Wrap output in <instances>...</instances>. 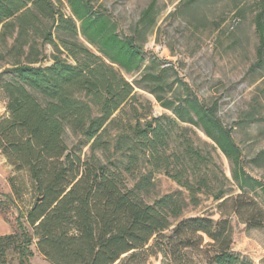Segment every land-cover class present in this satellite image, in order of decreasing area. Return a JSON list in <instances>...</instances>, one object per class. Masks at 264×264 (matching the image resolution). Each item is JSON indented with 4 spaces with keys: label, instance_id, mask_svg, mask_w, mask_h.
Masks as SVG:
<instances>
[{
    "label": "trees",
    "instance_id": "16d2710c",
    "mask_svg": "<svg viewBox=\"0 0 264 264\" xmlns=\"http://www.w3.org/2000/svg\"><path fill=\"white\" fill-rule=\"evenodd\" d=\"M64 2L68 14L61 0H0V60L9 66L0 72V154L13 172L7 180L11 195L0 200V210L18 211L14 233L0 236V264H8L9 250L16 264H29L33 243L50 264H145L158 254L162 264H249L232 251L228 212L217 220L182 218L212 188L204 172L210 160L189 138L176 145L171 128L178 122L200 128L231 163L238 188L258 189L264 204V182L245 172L216 106L186 95L177 105L161 104L175 117L168 124L162 117L142 119L134 87L122 75L144 62L135 38L120 35L112 16L92 0ZM254 28L257 67L264 59V3ZM44 44L54 49L46 66ZM66 131L79 139L77 145L67 146ZM161 172L186 198L178 191L152 204L143 200ZM25 196L31 203L23 211L17 202ZM238 198L219 207L230 204L248 227H263L264 220L242 210L249 205Z\"/></svg>",
    "mask_w": 264,
    "mask_h": 264
},
{
    "label": "rangeland",
    "instance_id": "374dc122",
    "mask_svg": "<svg viewBox=\"0 0 264 264\" xmlns=\"http://www.w3.org/2000/svg\"><path fill=\"white\" fill-rule=\"evenodd\" d=\"M152 1L92 0L95 7L101 6L112 16L120 35L133 36L142 49V67L131 74L122 71L134 87L141 107L135 105L142 119L162 117L161 122L168 124L175 117L161 104L169 101L177 105L186 95L196 96L206 106L215 105L217 118L232 130L231 135L241 150L245 172L264 182V59L259 66L252 67L260 45L254 17L264 0H155L150 17L141 20L142 12ZM61 2V10L68 14L66 3ZM41 51L43 65H49L53 47L44 44ZM8 67L0 60V72ZM7 78L8 74L3 80ZM4 116L5 99L0 91V119ZM171 129L176 145L189 138L194 148L210 160L204 172L212 190L198 195L197 205H188L182 218L200 216L217 220L220 212H228L232 251L249 264H264V226L250 228L244 223L245 217L232 214L230 204L219 207L223 200L235 201L239 197V202L249 205L242 210H253L252 217L263 222L260 191L244 193L238 188L232 178L231 163L200 128L178 122ZM64 140L69 148L79 141L69 131ZM12 175L11 167L0 154V200L11 195L7 180ZM152 179L150 192L142 195L146 203L152 204L178 191L186 198L184 191L162 172ZM219 191L221 199L214 200L213 195ZM30 203L27 196L17 202L23 211ZM17 216L15 208L0 210V236L14 233ZM30 251L29 264H50L37 252L34 243ZM162 260L158 254L149 257L145 264H162ZM7 263H17L13 250L7 252Z\"/></svg>",
    "mask_w": 264,
    "mask_h": 264
}]
</instances>
